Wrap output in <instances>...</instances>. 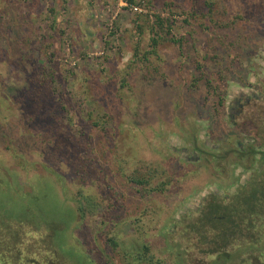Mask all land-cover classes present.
<instances>
[{
	"label": "rangeland",
	"instance_id": "rangeland-1",
	"mask_svg": "<svg viewBox=\"0 0 264 264\" xmlns=\"http://www.w3.org/2000/svg\"><path fill=\"white\" fill-rule=\"evenodd\" d=\"M247 121L264 128V0H0V249L18 233L19 264H238L182 234L252 175ZM152 170L161 190L130 181ZM80 193L86 219L61 205Z\"/></svg>",
	"mask_w": 264,
	"mask_h": 264
},
{
	"label": "trees",
	"instance_id": "trees-1",
	"mask_svg": "<svg viewBox=\"0 0 264 264\" xmlns=\"http://www.w3.org/2000/svg\"><path fill=\"white\" fill-rule=\"evenodd\" d=\"M156 18L157 23H159L160 26H163L160 17L157 16ZM202 80L208 84H219L216 83L214 75L212 76V74H205L203 78L200 76L195 78L196 82L201 83ZM221 81L222 83H225L224 78L220 79V83ZM207 88L206 96H216L218 98L215 103L216 106H222L224 96L221 94V91L218 92L217 89L213 87ZM223 114L224 113L222 112V115ZM244 123H246L247 128H249L246 130L243 129L241 132L250 136L252 140L249 144L243 145L242 147L236 145L237 147L233 151H236V165H239L242 159L247 158L251 167L253 162L257 163L256 166L252 167V175L247 177L243 183L238 184L236 190L232 192L226 200L225 198H223V200L211 196L208 201L200 207L196 214L190 215L189 213V215L184 217L187 218L188 221L185 223L182 235L183 241L187 244H190V238H192L193 235H197L200 238V240H197L198 243L203 245L201 251L209 254H217V257L222 258L223 261L231 256V251L229 249L233 250L237 247L240 251L239 254L245 255V257L241 258L238 264H264V128H258L254 132V128H251V130L249 126H254L253 123L249 121ZM222 144L231 145V141L224 140ZM256 145H258V150L255 149ZM256 153L258 154V157H255ZM218 157L223 159L222 154L218 155ZM154 172L155 170L149 171L146 176L140 177L133 175L130 177V181L143 187L145 185L151 187L153 185L151 181ZM43 186L44 185L40 183H35L33 188L37 190V188L40 187L44 190ZM163 187V182H160L153 185L152 189L161 190ZM43 190H39V192H43ZM73 197L74 198L70 200L69 204H61L68 208L66 210L70 214H74L75 212L73 211L76 210L82 219H86L95 213L97 202L92 196L80 193L78 196ZM53 199H55V195L48 193L44 199L45 201H43V199L41 201L33 199V201L37 205L43 201L38 209L44 208V206H46V208H51L54 203ZM17 202L18 204H22L24 203V199H17ZM74 207L76 209H74ZM67 217L68 219L64 221L70 223L71 218L69 216ZM33 223H35V226L33 227L36 229L44 226V224L41 223L40 226L36 227L37 222ZM68 238H65V242H68ZM18 240H20V237L18 233H16V235L12 237V241L4 243L3 247L0 249V261L2 260L3 264H19L18 261L21 260L19 259L21 254L20 251L24 248ZM8 250L15 252L14 257L16 259L14 258L11 260V258L7 256L10 254L6 253ZM45 250L46 252L51 251V249L47 247ZM84 255L85 256H81L84 258L85 264H90V262H88L89 259L87 258L88 255L86 253ZM50 259L54 261L53 264H67L65 261L59 260V258L54 255H52ZM156 264H161V262L159 263L158 261Z\"/></svg>",
	"mask_w": 264,
	"mask_h": 264
}]
</instances>
